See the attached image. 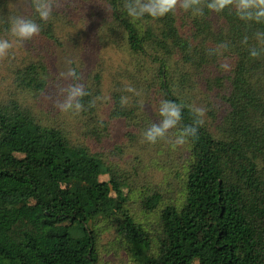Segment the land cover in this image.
I'll list each match as a JSON object with an SVG mask.
<instances>
[{
    "label": "trees",
    "instance_id": "1",
    "mask_svg": "<svg viewBox=\"0 0 264 264\" xmlns=\"http://www.w3.org/2000/svg\"><path fill=\"white\" fill-rule=\"evenodd\" d=\"M89 5L96 41L123 57L107 67L106 120L105 75L83 79L90 95L77 117L101 150L33 113L58 81L46 62L13 70L15 92L0 99V264H264V52L250 56L264 49V23L234 8L133 20L124 0H63L47 23L29 0L25 17L61 46L59 33ZM14 17L0 15V36ZM162 99L184 105L173 139L193 123L192 106L205 109L198 140H144ZM117 124L122 141L103 148Z\"/></svg>",
    "mask_w": 264,
    "mask_h": 264
},
{
    "label": "clouds",
    "instance_id": "2",
    "mask_svg": "<svg viewBox=\"0 0 264 264\" xmlns=\"http://www.w3.org/2000/svg\"><path fill=\"white\" fill-rule=\"evenodd\" d=\"M32 5L39 19L47 23L52 18L53 11L62 7L63 0H32ZM123 7L127 15L133 20L141 19L145 15L158 19L169 13L175 14L178 9L191 12L194 16H202L205 8L214 13L234 8L241 20L264 23V0H124ZM107 10L110 11V9ZM10 24V34L15 38V41L0 39V60L9 56L14 42L23 44L32 41L41 31L38 23L25 16L12 18ZM256 38L264 43V32H257ZM247 41L248 37L245 36L242 43L246 44ZM220 47L227 48V45ZM212 51H218V49L210 50V54ZM261 52H264V49L252 48L250 56L258 58ZM221 67L227 69L228 65L222 64ZM83 79L82 72H77L76 69L69 67L67 71L59 73L58 81L51 85L52 92L42 94V102L51 104L54 109L60 112L79 114L85 108L82 103L83 98L90 95L86 91ZM126 90L129 92L136 91L130 86ZM94 103V101L90 102L89 107L94 106ZM125 104H127V98L122 97L121 106ZM183 107L182 104L162 99L159 107L161 119L159 123L153 122L143 133L144 140L152 145L159 141H167L173 148L183 146L189 140L193 142L198 140L199 128L204 124L205 109L196 106L191 108L194 116L193 123L180 127L173 139L172 130L177 129L181 124Z\"/></svg>",
    "mask_w": 264,
    "mask_h": 264
},
{
    "label": "rangeland",
    "instance_id": "3",
    "mask_svg": "<svg viewBox=\"0 0 264 264\" xmlns=\"http://www.w3.org/2000/svg\"><path fill=\"white\" fill-rule=\"evenodd\" d=\"M28 1L0 0V15H5L8 19L11 18V14L15 17L26 16ZM90 1L94 6L99 2V0ZM79 12H81V15H77L76 12L72 14L73 21L59 33L58 41L61 43V46L48 40H40L37 37L23 44L14 42L9 56L0 60V99H6L15 92L12 85L13 70L17 66H20L21 63L28 61L46 62L50 72L57 78H59V73L67 71L69 67L79 69L83 73V77H85L84 75L101 71L105 77L102 87L103 96L99 98L101 104L98 115L101 120H106V113L110 106L108 93L110 83L107 75V67L122 62L123 57L113 49L103 48L96 41L94 31L99 19L97 16L94 17V15L97 12V8L90 7L89 5L88 9L81 8ZM0 39L15 41V38L11 36L10 32L4 36H0ZM30 105L37 118L47 124L62 128L74 142H83L89 139V144L93 149L101 150V146L96 145L86 134L87 122L85 119H82L80 123L76 113L60 112L54 109L51 104H46L42 100L31 102ZM121 141V127L117 124L111 132V139L103 142V148H108L107 146L111 147L114 144L119 145ZM130 157L131 155L127 158L130 159ZM126 162L128 161L126 160ZM125 166L128 167L126 164ZM110 264L128 263L125 259L120 261L118 258H114V261Z\"/></svg>",
    "mask_w": 264,
    "mask_h": 264
}]
</instances>
